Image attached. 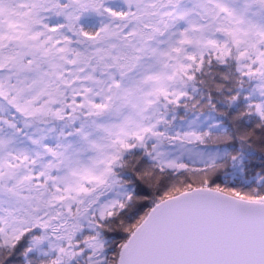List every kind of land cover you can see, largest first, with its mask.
<instances>
[{"label":"snow or ice","instance_id":"obj_1","mask_svg":"<svg viewBox=\"0 0 264 264\" xmlns=\"http://www.w3.org/2000/svg\"><path fill=\"white\" fill-rule=\"evenodd\" d=\"M0 264H264V0H0Z\"/></svg>","mask_w":264,"mask_h":264}]
</instances>
